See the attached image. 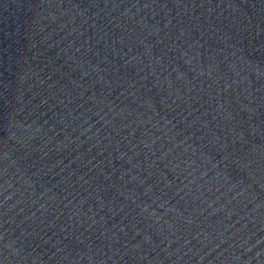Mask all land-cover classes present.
<instances>
[{"label": "water", "instance_id": "95a60500", "mask_svg": "<svg viewBox=\"0 0 264 264\" xmlns=\"http://www.w3.org/2000/svg\"><path fill=\"white\" fill-rule=\"evenodd\" d=\"M0 264H264V0H0Z\"/></svg>", "mask_w": 264, "mask_h": 264}]
</instances>
